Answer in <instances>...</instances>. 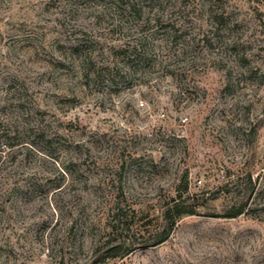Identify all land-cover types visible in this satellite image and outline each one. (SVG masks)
<instances>
[{
    "label": "rangeland",
    "instance_id": "374dc122",
    "mask_svg": "<svg viewBox=\"0 0 264 264\" xmlns=\"http://www.w3.org/2000/svg\"><path fill=\"white\" fill-rule=\"evenodd\" d=\"M0 264H264V0H0Z\"/></svg>",
    "mask_w": 264,
    "mask_h": 264
},
{
    "label": "trees",
    "instance_id": "16d2710c",
    "mask_svg": "<svg viewBox=\"0 0 264 264\" xmlns=\"http://www.w3.org/2000/svg\"><path fill=\"white\" fill-rule=\"evenodd\" d=\"M248 183H250V181H248ZM180 200L181 195H178L171 200V204L166 205L160 217H158V219H162L164 227L154 232L152 230L143 229V225L138 223L139 220L135 221L136 214L133 210L131 211V215L122 214L118 210L114 215V223L110 228L107 239L103 241L101 244L102 247L97 251L99 254L101 253V261L106 262L107 260L120 258V251L124 250L125 247L130 248L135 245L133 241L127 242L122 239L121 234L123 232L132 233V236L139 235L141 238L140 244L144 248L155 247L166 241L178 219L182 216L194 213L193 211H187L190 205L183 204ZM243 207V205L235 202L232 207L226 210L221 216L224 218H235L242 214ZM127 220L128 224L125 223Z\"/></svg>",
    "mask_w": 264,
    "mask_h": 264
}]
</instances>
